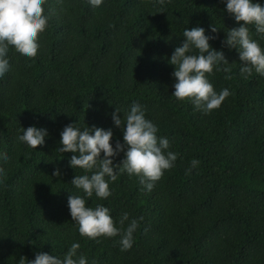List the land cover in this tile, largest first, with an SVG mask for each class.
<instances>
[{
  "label": "trees",
  "instance_id": "1",
  "mask_svg": "<svg viewBox=\"0 0 264 264\" xmlns=\"http://www.w3.org/2000/svg\"><path fill=\"white\" fill-rule=\"evenodd\" d=\"M43 7L48 24L37 55L9 46L11 70L0 77V156L8 157L0 159V264H27L41 251L62 256L73 242L88 264H264V76H242L238 51L221 43L243 22L223 0H104L95 9L87 0H46ZM195 26L215 37L210 45L228 61L208 79L230 95L208 114L172 96L168 57L184 28ZM249 34L264 47L253 26ZM133 101L177 159L151 191L120 173L107 199L89 200L115 221L124 212L138 220L133 246L121 251L119 236H80L68 196L83 195L70 181L84 173L69 166L74 153L58 147L73 122L111 128L113 146L123 143L111 114ZM33 125L48 132L36 149L17 140ZM123 159L122 151L113 163ZM193 159L199 163L186 173Z\"/></svg>",
  "mask_w": 264,
  "mask_h": 264
},
{
  "label": "clouds",
  "instance_id": "2",
  "mask_svg": "<svg viewBox=\"0 0 264 264\" xmlns=\"http://www.w3.org/2000/svg\"><path fill=\"white\" fill-rule=\"evenodd\" d=\"M87 2L95 9L104 0ZM159 2L163 4L164 0ZM45 3L46 0H0V77L11 70L9 46L24 57L37 55L39 37L48 24V16L43 7ZM223 3L224 10L235 21L243 23L228 29L221 43L238 51L242 76L253 71L264 76V47L249 34V26H253L255 32L264 39V3L260 0H223ZM216 30L215 26L210 28L212 33ZM182 36L183 41L168 57V63L174 66L171 73L175 80L172 96L177 100L188 99L195 109L208 114L219 108L230 95L227 88L217 92L208 79L214 68L219 70V65L227 64L228 61L222 50L210 45L209 41L215 37L207 35L203 27H185ZM224 70L228 71V68L225 67ZM121 111L117 107L111 115L114 126L122 129L123 143L116 140L113 146L110 142L113 138L111 128L83 126L73 122L61 130L58 148L61 153H74L69 158V166L81 169L84 173L75 174L70 181L83 195L70 191L72 194L68 196L69 213L72 221L78 225L80 236L89 239L119 236L120 250L126 251L133 246L138 220L130 219L129 214L124 212L115 221L108 207L102 204L92 207L89 200L93 196L99 200L107 199L111 195L110 184L120 173L136 175L140 184L151 191L164 171L174 166L177 154L169 150L170 142L167 137L157 136L158 128L146 118L141 104L133 101L126 111H122L123 117L117 114ZM47 135L46 129L33 125L22 127L18 131L17 140L28 148L36 149L38 145L44 144ZM122 151L124 159L119 164L113 163V158ZM7 158L6 155L0 156V159ZM198 163L196 159L191 160L186 173ZM0 175H3L2 169ZM52 175L60 176L61 172L56 169ZM125 221L128 222L126 227ZM79 249L80 244L73 242L62 256L37 252L35 259L27 260V264H88L86 256Z\"/></svg>",
  "mask_w": 264,
  "mask_h": 264
}]
</instances>
